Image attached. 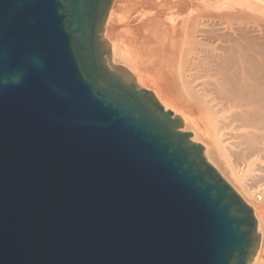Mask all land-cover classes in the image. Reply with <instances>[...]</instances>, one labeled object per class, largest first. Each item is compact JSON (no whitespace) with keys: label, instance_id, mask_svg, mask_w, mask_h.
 <instances>
[{"label":"water","instance_id":"95a60500","mask_svg":"<svg viewBox=\"0 0 264 264\" xmlns=\"http://www.w3.org/2000/svg\"><path fill=\"white\" fill-rule=\"evenodd\" d=\"M113 1L0 0V264H250L252 206L107 62Z\"/></svg>","mask_w":264,"mask_h":264},{"label":"bare ground","instance_id":"6f19581e","mask_svg":"<svg viewBox=\"0 0 264 264\" xmlns=\"http://www.w3.org/2000/svg\"><path fill=\"white\" fill-rule=\"evenodd\" d=\"M107 23L116 56L181 113L210 159L233 154L264 175V0H116ZM232 172L262 230L251 264H264V187Z\"/></svg>","mask_w":264,"mask_h":264},{"label":"rangeland","instance_id":"374dc122","mask_svg":"<svg viewBox=\"0 0 264 264\" xmlns=\"http://www.w3.org/2000/svg\"><path fill=\"white\" fill-rule=\"evenodd\" d=\"M116 0L113 1L112 7L114 6ZM111 7V8H112ZM124 11V10H123ZM120 24V22L118 23V25ZM106 22L105 24V37L104 40L108 43V48H105V56L107 57V62H109L111 65H122L125 66L128 70H130L133 75L135 76V81L134 83H136L139 87L143 88V89H150L151 92L153 93V95L155 96V98L157 99V101L159 102V104L161 105V107L163 109H167V110H172L173 114L178 115L182 118V120L184 121V130L186 131H190L192 132L193 136H192V140L199 142L201 144L204 145L205 147V156L207 157V160L221 173V175L236 189V181L233 178V172L232 170H236V171H240L242 173H244V179L246 181H249L252 178L255 177H260L259 179H257L256 184L258 186L264 187V175L263 172L260 171L258 169L257 165H250L249 161L247 159L244 158H238L236 155L233 154H229V155H225L224 153H220L219 151H214L213 152V159H210L208 157V154L206 153V143L204 142L203 139H194L195 136V131L193 128H191L187 122H185V120L183 119V117L181 116V113L178 112L177 110L174 109V107L171 105L167 106L165 103H163L161 101V99L157 96L155 90L152 87H149L147 85H144L141 80L138 78L137 74L127 65L125 64V62L123 60H120L118 58V56H116L115 52H114V44H113V40L109 37V30H110V25ZM122 26V24L120 25V27ZM108 31V32H107ZM113 35H115V32H112ZM199 67V66H198ZM198 70V68H197ZM195 70V71H197ZM201 70V67L200 69ZM175 71H177L176 73L178 74V70L175 69ZM193 71V72H195ZM175 72H173L174 75H176ZM173 74L171 73L169 78L167 79V84H169V87L172 89H178L180 88V86H176L177 85V81L178 84L180 82V79L178 77V79H176L177 77L175 76V80L173 79ZM172 76V77H171ZM176 81V82H175ZM176 87V88H175ZM164 88L166 89V85L164 84ZM173 93V92H172ZM171 95V94H170ZM174 98V97H173ZM251 168V170H250ZM254 176V177H253ZM238 184V183H237ZM239 185V184H238ZM237 190V189H236ZM238 191V190H237ZM240 194V193H239ZM243 197V196H242ZM257 217V216H256ZM258 220V219H257ZM257 231L258 233H260L261 239H262V230L259 227V222H258V227H257ZM261 239H260V243H261ZM259 248V247H258ZM252 263V261L250 262V264Z\"/></svg>","mask_w":264,"mask_h":264},{"label":"clouds","instance_id":"9594fccd","mask_svg":"<svg viewBox=\"0 0 264 264\" xmlns=\"http://www.w3.org/2000/svg\"><path fill=\"white\" fill-rule=\"evenodd\" d=\"M37 62L43 67L42 61L37 58ZM20 83V80L15 75H8L7 77L0 75V86H13Z\"/></svg>","mask_w":264,"mask_h":264}]
</instances>
